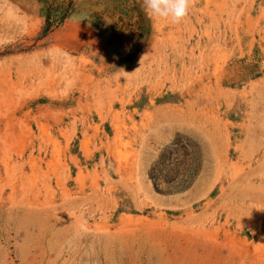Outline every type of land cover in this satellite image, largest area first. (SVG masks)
Here are the masks:
<instances>
[{
    "label": "rangeland",
    "instance_id": "rangeland-1",
    "mask_svg": "<svg viewBox=\"0 0 264 264\" xmlns=\"http://www.w3.org/2000/svg\"><path fill=\"white\" fill-rule=\"evenodd\" d=\"M0 264H264V0H0Z\"/></svg>",
    "mask_w": 264,
    "mask_h": 264
},
{
    "label": "clouds",
    "instance_id": "clouds-1",
    "mask_svg": "<svg viewBox=\"0 0 264 264\" xmlns=\"http://www.w3.org/2000/svg\"><path fill=\"white\" fill-rule=\"evenodd\" d=\"M193 0H142V7L150 17L181 23L189 14Z\"/></svg>",
    "mask_w": 264,
    "mask_h": 264
}]
</instances>
